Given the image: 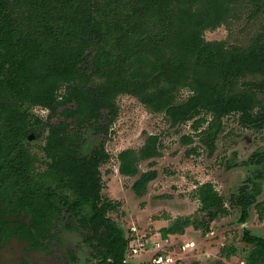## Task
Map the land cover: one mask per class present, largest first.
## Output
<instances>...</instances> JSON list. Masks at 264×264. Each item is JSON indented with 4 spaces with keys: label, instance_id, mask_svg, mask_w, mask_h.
I'll list each match as a JSON object with an SVG mask.
<instances>
[{
    "label": "trees",
    "instance_id": "obj_1",
    "mask_svg": "<svg viewBox=\"0 0 264 264\" xmlns=\"http://www.w3.org/2000/svg\"><path fill=\"white\" fill-rule=\"evenodd\" d=\"M238 3L252 4L256 10L264 7V0H128L130 14L124 18L117 14L106 30L117 54L109 58L108 50L106 58L99 47L98 61L93 52L105 33L94 15L109 6V0H0V168L7 170L6 176L0 173V183L8 189L11 183L27 181L33 162L20 141L36 123L27 108L46 109L43 153L49 160V175L80 200L93 202L90 223L78 219V224L92 232L84 240L105 260L101 248L109 224L106 215L116 204L100 199L99 166L109 156L102 143L88 157L79 156L77 150L85 131L108 135L117 118L119 96L130 95L150 112L163 113L171 126L192 121L194 131L206 122L207 114L211 125L237 114L241 125L264 127V34L246 49L203 37L204 31L226 24ZM154 20L164 23L166 32L153 43L139 42ZM41 21L43 26L38 27ZM132 60L139 63L129 72ZM246 77L257 79L241 85ZM182 90L189 95L177 102ZM182 140L191 142L189 137ZM159 155L158 139L150 135L137 156L131 150L118 154V172L135 176L138 160ZM152 177L154 173H144L138 182L148 183ZM193 198L199 203L197 213L204 215L177 217L160 229V238L183 235L189 227L206 231L211 222L229 215L224 198L211 183L199 185ZM234 200L241 208L240 222L248 219L252 205L258 220H264V201L256 202L247 187H241ZM77 206L76 202L68 218H74ZM52 224L38 213L29 227V241L45 248L44 242L56 237ZM66 228L77 230L74 222ZM14 235L1 220L0 240ZM120 235L117 232L119 255L126 246ZM243 241L252 246L245 264H264V238L249 236ZM234 250L229 249L226 257ZM70 260H76L73 254ZM115 264L124 263L116 258Z\"/></svg>",
    "mask_w": 264,
    "mask_h": 264
},
{
    "label": "rangeland",
    "instance_id": "obj_2",
    "mask_svg": "<svg viewBox=\"0 0 264 264\" xmlns=\"http://www.w3.org/2000/svg\"><path fill=\"white\" fill-rule=\"evenodd\" d=\"M127 1L109 0V6L94 15V20L105 33L103 42L93 52V57L98 61L101 58L100 50H97L99 47L104 56L107 54L106 58L108 53L109 58L117 54L112 36L107 35L106 30L109 24L115 22L117 14L122 18L130 14ZM236 6L226 24L203 32L205 40L225 41L229 47L246 49L256 37L264 34V7L256 10L254 5L248 3H238ZM37 26H43V22L37 23ZM166 30L164 23L154 20L150 23V31L141 35L139 42L153 43ZM101 36L102 34L99 37ZM108 50L111 52L107 53ZM138 63L137 60L129 61L128 71ZM256 79L257 77H246L240 84ZM94 82H101V79L94 78ZM188 95V91L182 90L177 102L183 101ZM116 105L117 118L108 135L102 137L91 130L85 131V141L77 150L79 156L88 157L102 143L109 156L99 166L100 199L116 204V208L106 215L109 224L104 246L101 248L107 258H110L108 263L115 264L116 258H119L127 264H151L150 252L129 257L124 256L123 250L119 255L121 241L116 238L117 232L122 235L123 242L126 241L127 248L129 229L132 226L145 235L149 242L159 240L160 229L177 217L204 215L197 213L199 203L193 195L199 185L211 183L224 198L229 215L211 222L206 231L191 227L184 237H169V242L164 247L175 253L174 257L177 258L175 263L170 264H245L244 257L252 246L246 244L243 237L264 238V220H258L252 205L248 210V219L240 222L241 208L234 203V199L238 197L241 187H247L256 202L264 201V127L256 129L241 125L237 114L222 117L211 125V116L201 114L206 122L199 130L194 131L191 128L192 121L171 126L163 113L150 112L130 95L119 96ZM27 109L36 123L20 143L30 153L33 162V169L25 182H35L34 208L43 209V205H47L43 193L53 194L51 199L54 205L62 207V200H72L74 195L61 188V183L49 175V160L43 153L48 111L40 107ZM207 131L208 133H204ZM150 135L157 137L160 155L138 160L135 164V176L119 174L118 154L131 150L137 156ZM183 137H189L191 142L183 143ZM144 173H154V177L142 184L138 180ZM19 185L14 183V187ZM135 186L139 188V194ZM21 192L24 201L26 194L23 190ZM93 207V202L80 200L78 213L74 218L66 220L65 214H53L52 233L56 237L45 241L44 249H31L24 242L5 243L0 247V264H22L24 259L28 264H67L70 253H74L77 259L75 264H105L96 256L97 251L84 241L85 236L91 235L89 229H84L77 223L78 219H82L84 224H89L94 215ZM7 213L10 215L14 212L8 209ZM29 217L24 218V221L27 222ZM71 222L77 224L78 231L71 232L66 228ZM186 242L193 245L182 251L180 247ZM229 249H235V253L226 257Z\"/></svg>",
    "mask_w": 264,
    "mask_h": 264
},
{
    "label": "flooded vegetation",
    "instance_id": "obj_3",
    "mask_svg": "<svg viewBox=\"0 0 264 264\" xmlns=\"http://www.w3.org/2000/svg\"><path fill=\"white\" fill-rule=\"evenodd\" d=\"M1 172L5 176L7 175L6 168H4V167L0 168V173ZM34 183L35 182L32 180L28 183L24 182L22 180V182L19 183L20 184L19 186L14 187V183H11L8 186V189H7V185L3 186L0 183V221L2 220L4 222H6V225L9 227L10 233H12V235H14L15 232L19 231L13 237L10 236L8 239L0 240V247L3 246L7 242L17 241V242L27 243L28 246L34 250L44 249V248L35 247L33 245V243L31 241H29V239H28V233H30V231H31L29 229V227L32 226L33 220L36 219V215H38V213H44L45 216L47 217V219L52 221L53 214H55V213H56V215L65 214V219L67 220V219H70V218H68L70 215L73 216L72 212H70V210H73V208L75 207V203L77 202L78 205L80 204V199L75 194H73V192L71 190L67 189L64 186H60L61 188L66 189L68 192L73 194L74 199L64 200V201L62 200V207H60V206L57 207L56 205H54V203L52 202V199H51V195L53 196V194L43 193L42 196L47 201V205L44 204L43 209L42 208L41 209L40 208L35 209L34 205L36 204V202H35L33 196L36 193H34V187H35ZM22 190L26 194L24 201L22 200V197H21V194H22L21 191ZM9 196H11V197H9ZM48 206H49V208H48ZM76 208H78V206ZM8 209L13 211L14 213L8 215L9 214V213H7ZM38 210H40V211H38ZM68 211H69V213H68ZM77 211H78V209L73 212L74 216H75ZM27 212L30 214H28ZM26 214H28V215H26ZM29 215H30V217H29ZM27 216L29 217V219L26 222V221H24L25 220L24 218L27 219ZM77 223H78V220H77ZM75 225L77 226V224H75ZM26 228H28V229H26ZM78 229H79V227L77 226V230L71 231V232H76V231H78ZM91 234H92V232H91ZM93 244L96 245L97 241H93ZM72 254L74 255V253H70V256ZM96 256L99 257L101 259V261L105 262V264H109L108 261H110V258H106L104 260L102 258V256L99 255L98 253L96 254ZM124 256H127V246H125V248H124ZM76 261H77V259L75 261H71L70 257H69V263H67V264H75ZM122 262L124 264H127L124 260H122ZM22 264H28V262L24 259V260H22ZM89 264H91V263H89ZM97 264H99V263H97Z\"/></svg>",
    "mask_w": 264,
    "mask_h": 264
},
{
    "label": "built area",
    "instance_id": "obj_4",
    "mask_svg": "<svg viewBox=\"0 0 264 264\" xmlns=\"http://www.w3.org/2000/svg\"><path fill=\"white\" fill-rule=\"evenodd\" d=\"M128 238L127 256L129 257H134L144 252H150L151 264H170L177 261V258L174 257L175 253L173 254L172 251L164 247V245L169 242V238H159V240L149 242V239H147L145 235L140 234L135 226L130 227ZM192 245V243L186 242L182 244L180 248L182 251H185Z\"/></svg>",
    "mask_w": 264,
    "mask_h": 264
},
{
    "label": "crops",
    "instance_id": "obj_5",
    "mask_svg": "<svg viewBox=\"0 0 264 264\" xmlns=\"http://www.w3.org/2000/svg\"><path fill=\"white\" fill-rule=\"evenodd\" d=\"M190 228H191V227H189V228H186V229H185V230H186V232H184V234H183V235H173V236H177V237H184V236H185V234L187 233V231H188V230H190ZM169 237H171V236H169ZM169 237H168V238H169Z\"/></svg>",
    "mask_w": 264,
    "mask_h": 264
}]
</instances>
